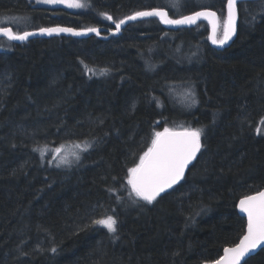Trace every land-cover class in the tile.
<instances>
[{
    "label": "trees",
    "instance_id": "obj_1",
    "mask_svg": "<svg viewBox=\"0 0 264 264\" xmlns=\"http://www.w3.org/2000/svg\"><path fill=\"white\" fill-rule=\"evenodd\" d=\"M226 1L85 0L69 10L0 0V27L114 29L138 11L212 10L221 38ZM237 12L222 49L206 21L173 30L156 17L118 36L0 37V264H203L240 240L237 203L264 189V0L239 1ZM165 127L200 129L201 149L149 204L130 196L127 170ZM85 143L79 160L48 157ZM105 214L115 233L92 223ZM243 264H264V249Z\"/></svg>",
    "mask_w": 264,
    "mask_h": 264
},
{
    "label": "snow or ice",
    "instance_id": "obj_2",
    "mask_svg": "<svg viewBox=\"0 0 264 264\" xmlns=\"http://www.w3.org/2000/svg\"><path fill=\"white\" fill-rule=\"evenodd\" d=\"M37 3L64 4L69 8L87 6L80 3L79 0H37ZM237 6L238 0H227V18L223 21V36L221 38L217 37L220 22L214 11H197L192 15L182 16L179 19H170L166 12L159 10L138 11L126 19L136 20L144 17H159L162 23L173 26L193 25L200 19H206L212 25V34L209 39L213 44L223 46L235 32ZM107 19L112 20V17L109 16ZM125 22V20L116 22L117 32L120 31L121 25ZM86 31L97 32L98 34L96 28H89ZM61 32L71 33L72 35L83 34L70 28L61 27L41 28L39 30L40 35L49 36ZM35 34L29 31L14 32L9 27H0V36L6 37L9 41L23 42ZM85 67L86 72L93 76L107 73V69L97 71L87 68V66ZM188 95L190 102L195 103L194 96L191 93ZM260 131L258 128L257 132L259 133ZM201 135L200 129L185 127L179 129L165 127L163 131L154 132L150 146L139 156V161L127 170L126 183L130 190V196L151 204L162 193L178 184L184 178L186 168L201 149ZM73 147L79 151H74L70 154L66 153L64 156H60L61 152L64 151L62 147L54 150L53 159L60 157L57 166L70 163L69 155L73 159L79 160V152L87 151L90 145L87 143L84 145L75 144ZM33 151H39L41 157L45 154L43 148H34ZM238 207L240 212L247 217V231L237 245L225 248L224 255L212 262V264H241V260L244 257L259 245L264 244V191L241 199ZM92 223L105 228L109 233H115L117 230V220L112 215L105 214L101 218L94 219ZM52 251L55 252L56 249L53 248Z\"/></svg>",
    "mask_w": 264,
    "mask_h": 264
},
{
    "label": "water",
    "instance_id": "obj_3",
    "mask_svg": "<svg viewBox=\"0 0 264 264\" xmlns=\"http://www.w3.org/2000/svg\"><path fill=\"white\" fill-rule=\"evenodd\" d=\"M239 1H246V0H238V2H239ZM153 10H156V9H153ZM149 11H151V10H149ZM159 11H163V12H165L164 10H159ZM200 11H204V10H200ZM209 11H212V10H209ZM192 14H194V13H192ZM192 14H190V15H192ZM133 15H134V14H133ZM187 16H188V15H187ZM128 17H129V16H128ZM126 18H127V17H126ZM126 18L123 19V20H125L126 22H125L124 24L121 25V29H120L119 32L116 31V26H115L114 29H108V28H106V27H98V28H96L97 31H98V34H97V32H87V31H86L87 29H75V28L68 27V26H51V27H47V28H56V27L70 28V29H72V30L75 31V32H80V33H83V34H81V35H72L71 33L61 32V33H59V34H55V33H54V34H52V35L49 36V35H40V34H39V30H40V29H37V30L29 31V32H33V33H36V34L30 36L28 39H31V38H38V37L49 38V37H53V36H61V35H64V36H70V37H75V38H85V37H89V36H91V35H100V34H102V33H106V34H108V36H110V35L118 36V35L120 34L121 30L124 28V26H125L127 23H129V22H133V21H136V20H142V19H146V18H152V17L138 18V19H136V20H127ZM156 18H158V19L160 20L159 17H156ZM168 18H170V17L168 16ZM226 18H227V1H226ZM170 19H171V18H170ZM177 19H179V18H177ZM237 20H238V12H237V16H236L235 32H234V34L232 35L231 39H229V40L227 41L226 44H224L223 46H219V45L213 44L212 41L209 39L210 44H211L213 47L221 48V49L227 47V46L230 44V42L233 40V38H234V36H235V34H236ZM199 21H206V22L209 24L208 20H206V19H200V20H198L197 22H199ZM160 22H161V20H160ZM197 22H196L195 24H193V25H180V26L167 25V24H164V23H162V22H161V23H162V25H163L164 27H166V28H168V29H173V30H174V29L182 28V27H187V28H189V27H193V26H195V25L197 24ZM211 34H212V25L209 24V36H210ZM0 37H4V36H0ZM5 38H6V37H5ZM6 39H7V38H6ZM28 39H27V40H28ZM7 40H8V39H7ZM10 42H13V43H21L20 41H10ZM23 42H24V41H23ZM198 154H199V152L197 153L196 157L192 160V162H191V163L188 165V167L186 168L184 178H185V176H186L187 171L189 170V168H190V167L192 166V164L195 162V160H196ZM184 178H183V179H184ZM183 179H182V180H183ZM182 180H181V181H182ZM181 181H180L178 184L174 185L171 189H173L174 187H176L177 185H179V184L181 183ZM171 189H168L166 192L170 191ZM262 191H264V190H261L260 192H262ZM166 192H165V193H166ZM165 193H162L161 196H162L163 194H165ZM258 193H259V192H258ZM256 194H257V193H255V194H253V195H256ZM253 195H250V196H253ZM161 196H159V197H161ZM159 197H157V198H159ZM244 198H245V197H244ZM242 199H243V198H242ZM240 200H241V199H240ZM240 200H239V202H240ZM239 202H238V204H237V211H238L239 215L245 219V222H246L245 233H246V231H247V217H246V215H245L244 213H241V212H240L239 207H238ZM245 233H244V234H245ZM242 237H243V236H242ZM242 237H241V238H242ZM240 240H241V239H240ZM240 240H239L235 245H237V244L240 242ZM235 245H233V246H231V247H234ZM226 248H227V247H226ZM263 248H264V244L259 245L255 250L251 251L246 257H244V258L241 260V264H243L248 258H250V257H252V256H254V255H256V254H257L261 249H263ZM223 255H224V250L222 251V254L220 255V257H219L218 259H220ZM218 259H216V260H218ZM216 260H214V261H216ZM214 261H211V262H204L203 264H212V262H214Z\"/></svg>",
    "mask_w": 264,
    "mask_h": 264
},
{
    "label": "rangeland",
    "instance_id": "obj_4",
    "mask_svg": "<svg viewBox=\"0 0 264 264\" xmlns=\"http://www.w3.org/2000/svg\"><path fill=\"white\" fill-rule=\"evenodd\" d=\"M79 2L82 3V4H84L85 0H79ZM38 4L43 5V6H47V7H62V8L69 9V10L83 9V8H69V7L65 6L64 4H43V3H38ZM57 148H59V147H57ZM55 149L49 151L48 157L52 161H58L59 162L60 157H57L56 159H53L54 150ZM66 153H69L70 154L71 152H70V150H65L64 152L62 151L61 154H60V156H64ZM69 156H71V155H69Z\"/></svg>",
    "mask_w": 264,
    "mask_h": 264
},
{
    "label": "flooded vegetation",
    "instance_id": "obj_5",
    "mask_svg": "<svg viewBox=\"0 0 264 264\" xmlns=\"http://www.w3.org/2000/svg\"><path fill=\"white\" fill-rule=\"evenodd\" d=\"M236 35V34H235ZM235 37V36H234ZM234 39V38H233ZM264 190V189H263ZM260 192V191H259ZM258 193V192H257ZM255 194V193H254ZM253 195V194H252ZM250 196V195H249ZM244 198V197H243ZM239 202V201H238ZM238 204V203H237ZM238 212V211H237ZM239 214V213H238ZM243 218V217H242ZM244 219V218H243ZM245 220V219H244ZM245 228H246V222H245ZM245 233V232H244ZM244 235V234H243ZM241 239V238H240ZM231 247V246H230ZM264 249V248H263ZM222 254V253H221Z\"/></svg>",
    "mask_w": 264,
    "mask_h": 264
},
{
    "label": "bare ground",
    "instance_id": "obj_6",
    "mask_svg": "<svg viewBox=\"0 0 264 264\" xmlns=\"http://www.w3.org/2000/svg\"><path fill=\"white\" fill-rule=\"evenodd\" d=\"M46 166V165H45Z\"/></svg>",
    "mask_w": 264,
    "mask_h": 264
}]
</instances>
